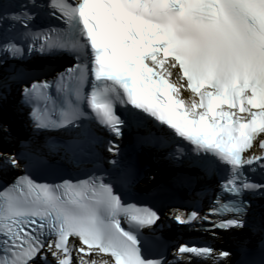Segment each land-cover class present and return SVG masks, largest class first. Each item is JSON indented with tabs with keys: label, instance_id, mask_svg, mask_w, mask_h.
Instances as JSON below:
<instances>
[{
	"label": "snow or ice",
	"instance_id": "1",
	"mask_svg": "<svg viewBox=\"0 0 264 264\" xmlns=\"http://www.w3.org/2000/svg\"><path fill=\"white\" fill-rule=\"evenodd\" d=\"M17 91L0 264H264V0H0V111ZM180 188L172 220L232 251L170 254Z\"/></svg>",
	"mask_w": 264,
	"mask_h": 264
}]
</instances>
